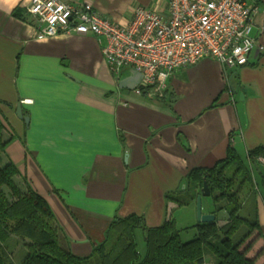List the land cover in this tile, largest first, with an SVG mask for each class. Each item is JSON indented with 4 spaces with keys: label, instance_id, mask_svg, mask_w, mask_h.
I'll return each instance as SVG.
<instances>
[{
    "label": "crops",
    "instance_id": "crops-1",
    "mask_svg": "<svg viewBox=\"0 0 264 264\" xmlns=\"http://www.w3.org/2000/svg\"><path fill=\"white\" fill-rule=\"evenodd\" d=\"M71 1L90 2L116 21L135 5L168 8V0ZM252 2L263 42L264 0ZM29 3L0 0V119L9 140L0 163L13 162L19 186L47 200L75 255L91 256L115 218L136 214L148 227L175 218L180 207L166 195L183 192L192 169L213 167L230 148L249 162V152L264 147L263 52L255 49L238 68L203 58L174 72L164 97L138 96L120 85L127 68L120 76L109 69L104 40L74 33L39 40ZM258 208L264 264L262 196ZM183 209L189 226L197 224L196 201ZM203 212H214L213 200Z\"/></svg>",
    "mask_w": 264,
    "mask_h": 264
},
{
    "label": "trees",
    "instance_id": "trees-1",
    "mask_svg": "<svg viewBox=\"0 0 264 264\" xmlns=\"http://www.w3.org/2000/svg\"><path fill=\"white\" fill-rule=\"evenodd\" d=\"M3 128L0 119V153L9 143L3 141ZM258 157H264V147L251 150L249 162L230 148L213 167L192 169L183 192L166 195L177 207L190 205L206 181L214 212L224 210L229 215L224 224L216 220L179 228L170 213L161 225L148 227L142 217L131 214L115 218L105 240L88 257L77 256L62 244L52 208L30 185L19 186L14 178L17 166L0 163V264H17L22 249L26 253L19 264H205L207 253L213 254L216 264H257L247 252L251 244L241 248L253 234L261 235L258 199L264 197V166ZM140 229L145 233L144 255L138 248ZM191 230H195L191 239L184 240L183 233Z\"/></svg>",
    "mask_w": 264,
    "mask_h": 264
},
{
    "label": "built area",
    "instance_id": "built-area-1",
    "mask_svg": "<svg viewBox=\"0 0 264 264\" xmlns=\"http://www.w3.org/2000/svg\"><path fill=\"white\" fill-rule=\"evenodd\" d=\"M252 1L168 0L165 12L135 5L129 17L116 21L87 1L30 0L27 14L37 21L39 40L68 33L104 40L109 69L117 76L125 68L138 71L142 78L133 92L162 98L174 72L203 58L238 68L255 49L264 53V43L252 35L257 11Z\"/></svg>",
    "mask_w": 264,
    "mask_h": 264
},
{
    "label": "rangeland",
    "instance_id": "rangeland-1",
    "mask_svg": "<svg viewBox=\"0 0 264 264\" xmlns=\"http://www.w3.org/2000/svg\"><path fill=\"white\" fill-rule=\"evenodd\" d=\"M252 35L255 36V30L252 31ZM264 43V41H263ZM242 158L243 160H245L246 162H248L247 160V156L245 155V153H242ZM259 160V159H258ZM258 162V161H257ZM261 162V163H260ZM259 163L262 164L264 166V161H260L259 160ZM256 174H255V178H256V182H259L258 180V174H257V171H255ZM256 186L258 187V189L260 190V186H259V183L256 184ZM22 188V187H21ZM5 191L7 193H9V189L5 187ZM263 196V195H262ZM259 197H261V195H259ZM212 197L209 196V197H204L203 199V206H202V209L203 210H206L207 207H208V203H212ZM185 206H182L180 207L179 209H175L174 210V213H176L174 216L176 218V223H177V226L180 228V227H185V226H189V225H192V219L190 217V214L186 213V209H183ZM225 221H219V224H224ZM137 241H138V248H139V252L144 255L145 254V251H146V242H145V238L143 237L142 233H140V231H137ZM191 235H193V232L190 233ZM183 239H189L190 236H188V234H185L183 233ZM191 239V237H190ZM258 234L255 233L253 234V236H251L250 238L247 239V241L245 242V244L242 246L241 249H245V247L249 244H251V248L249 249L248 252V255L250 257H255L256 260L258 258V256L260 255V250H261V247L262 245L258 242ZM11 242V241H10ZM14 243V242H13ZM21 246V245H20ZM26 253V250L25 249H22L18 255L16 256V263L19 264L22 260V258L24 257ZM205 264H216L215 262V258L213 256V254L211 253H207L206 257H205ZM258 264V262H257Z\"/></svg>",
    "mask_w": 264,
    "mask_h": 264
},
{
    "label": "water",
    "instance_id": "water-1",
    "mask_svg": "<svg viewBox=\"0 0 264 264\" xmlns=\"http://www.w3.org/2000/svg\"><path fill=\"white\" fill-rule=\"evenodd\" d=\"M128 72L126 75L122 76L120 79V85L122 87H127V88H135L139 82L141 81L142 75L138 71L132 69V68H127ZM124 73V70L122 71V74ZM235 90V88H233ZM236 91V90H235ZM246 94V89L243 88L242 92L240 94V98L244 99ZM17 113L20 117L25 118L26 121L28 122V117L23 116L22 112V106L18 105L17 107ZM211 195V190L210 187L208 186L207 182L205 181L203 184V187L200 190V193L197 196L196 199V210H197V220L198 223H209V222H214L216 220L219 221H227L229 219V215L226 211L220 210L218 212H212V213H204L202 210V198L203 197H209Z\"/></svg>",
    "mask_w": 264,
    "mask_h": 264
}]
</instances>
